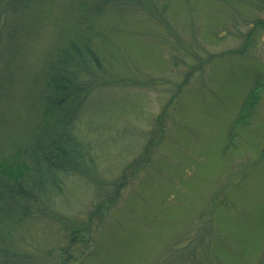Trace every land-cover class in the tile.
Listing matches in <instances>:
<instances>
[{
    "label": "rangeland",
    "instance_id": "1",
    "mask_svg": "<svg viewBox=\"0 0 264 264\" xmlns=\"http://www.w3.org/2000/svg\"><path fill=\"white\" fill-rule=\"evenodd\" d=\"M71 2L9 12L20 26L3 53L0 156L34 131L47 58L82 15ZM100 9L90 35L102 81L74 121L95 165L65 176L11 249L24 264H264V0Z\"/></svg>",
    "mask_w": 264,
    "mask_h": 264
},
{
    "label": "trees",
    "instance_id": "2",
    "mask_svg": "<svg viewBox=\"0 0 264 264\" xmlns=\"http://www.w3.org/2000/svg\"><path fill=\"white\" fill-rule=\"evenodd\" d=\"M71 1L76 10L81 7L82 15L67 25L68 34L60 39L56 50L47 58L40 85L37 83L34 105L40 114L34 131L21 139L14 151L0 156V264H13L14 259V264L25 263L21 262L23 257L11 249L16 227L25 218L39 213L45 199L62 192L65 176H88L95 165L96 155H93L91 143L82 141L74 127L76 114L89 91L87 86H98L97 81H102L99 75L103 72V60L91 45V17L101 12L106 2L128 0ZM34 2L0 0V77L6 66L3 53L6 49L11 51L8 40L20 26L10 18L9 12L17 6L30 7ZM90 10L92 13L88 15ZM10 29L12 34L8 32ZM109 82L114 84L117 80ZM138 168L136 163L130 173ZM126 172L127 169L122 173L123 178ZM110 201V198L102 200L90 216L98 218L100 213L107 212L105 209ZM73 236L75 240L77 234ZM173 251L174 248L170 253Z\"/></svg>",
    "mask_w": 264,
    "mask_h": 264
}]
</instances>
